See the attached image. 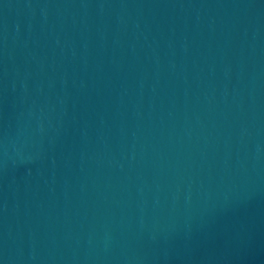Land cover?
Here are the masks:
<instances>
[{"label":"water","instance_id":"water-1","mask_svg":"<svg viewBox=\"0 0 264 264\" xmlns=\"http://www.w3.org/2000/svg\"><path fill=\"white\" fill-rule=\"evenodd\" d=\"M0 264H264V0H0Z\"/></svg>","mask_w":264,"mask_h":264}]
</instances>
